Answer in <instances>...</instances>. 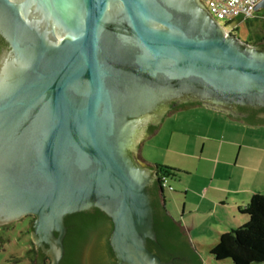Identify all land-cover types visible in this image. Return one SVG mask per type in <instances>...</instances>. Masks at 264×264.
Wrapping results in <instances>:
<instances>
[{"label":"water","instance_id":"1","mask_svg":"<svg viewBox=\"0 0 264 264\" xmlns=\"http://www.w3.org/2000/svg\"><path fill=\"white\" fill-rule=\"evenodd\" d=\"M0 35V226L34 216L36 264L38 250L61 264L66 217L99 209L116 264H176L147 246L158 167L138 160L145 128L172 102L236 120L263 108L264 47L200 0H0Z\"/></svg>","mask_w":264,"mask_h":264},{"label":"rangeland","instance_id":"2","mask_svg":"<svg viewBox=\"0 0 264 264\" xmlns=\"http://www.w3.org/2000/svg\"><path fill=\"white\" fill-rule=\"evenodd\" d=\"M257 14V17L250 20L235 19L228 22L225 19H219L218 23L228 31L233 29V34L241 40L254 44L264 36V8ZM203 125L211 127L212 133L214 130L232 133L229 135L235 138L239 137L244 144H248L252 153L243 152L242 156H249L241 161L244 167L238 168V171L242 172L241 176L245 187L264 194V127L260 125L232 123L225 115L221 114L217 117V115L214 116L213 113L198 107L189 110L181 109L167 115L157 129L158 132L141 143L142 154L150 163L167 167L180 164L193 170L197 169L199 165L197 159L190 157L189 154L183 155L181 151L187 147V151L194 153L192 140L195 137L192 132L197 131ZM185 128H188L189 131ZM215 134H219V132ZM138 160L145 164L140 151L138 152ZM247 166L250 169H247ZM203 170L206 171L207 169L204 168ZM218 172L220 173V171ZM171 183L177 190L176 192L165 190L164 198L169 210L175 216L180 217L178 203L172 197V192L180 194V191L182 193L184 191L179 190L181 186L178 178L173 179ZM207 183V180L199 182L200 185ZM31 225L32 219L25 217L0 227V264H36L37 252L31 251L35 249L30 238ZM202 252L200 256L202 264H233L231 259L216 260L209 250L205 249ZM40 264H50V260L48 258L41 259Z\"/></svg>","mask_w":264,"mask_h":264},{"label":"crops","instance_id":"3","mask_svg":"<svg viewBox=\"0 0 264 264\" xmlns=\"http://www.w3.org/2000/svg\"><path fill=\"white\" fill-rule=\"evenodd\" d=\"M209 112L217 117L221 115ZM229 119L232 123H244L236 119ZM260 126L264 127V125ZM185 129L188 130V128ZM211 130V127L205 125L200 126L197 131L192 130L195 137L192 140L194 153L187 151V147L181 151V154H189L190 157L197 159L199 162L197 169L193 170L180 164L169 166L173 172L170 184L172 185L173 179L178 178L181 186L179 190L184 191L174 194L173 192H176L177 189L173 185V190H170L173 191L172 197L178 203L180 217L175 216L169 210L166 201L161 197L168 212L181 225L186 238L199 256L205 249L210 251L217 243L220 234L237 228L247 220V217L241 214L238 208L247 204L254 193H259L245 187L241 176L242 172L238 171V168L244 167L241 161L249 156H242L243 152L252 153L248 144H244L239 137L235 138L229 135L232 133L228 134L226 131L218 130H214L212 133ZM216 131L219 134H215ZM140 154L145 164L151 168L158 167L159 164L150 163L145 158L141 149ZM204 168L207 170H203ZM246 168L250 169L249 166ZM201 180H207L208 183L200 185Z\"/></svg>","mask_w":264,"mask_h":264},{"label":"trees","instance_id":"4","mask_svg":"<svg viewBox=\"0 0 264 264\" xmlns=\"http://www.w3.org/2000/svg\"><path fill=\"white\" fill-rule=\"evenodd\" d=\"M158 167V175L163 173L173 175L171 168L160 165ZM159 185L158 176L154 205L159 209L154 214V228L159 242L163 245L164 230L181 233L183 230L178 221L168 212L165 202L162 201ZM238 211L244 214L247 220L237 228L220 234L217 243L210 249V253L216 260L231 259L233 264H264V194L254 193L247 204L239 207ZM65 223L68 230L64 240L65 255L62 264H83V253L87 248L89 249L88 261L93 260L92 264H97L95 255L93 256L97 252L96 244L107 237L111 228L107 216L96 209L94 213L88 211L68 215ZM191 247L193 249L192 245ZM31 251H36V249ZM159 255L162 260L167 261L168 257L162 253ZM193 256L195 264H202L201 257L196 250ZM40 257L43 259L41 254Z\"/></svg>","mask_w":264,"mask_h":264},{"label":"flooded vegetation","instance_id":"5","mask_svg":"<svg viewBox=\"0 0 264 264\" xmlns=\"http://www.w3.org/2000/svg\"><path fill=\"white\" fill-rule=\"evenodd\" d=\"M263 37L258 42L251 44V45H257L259 47H264ZM8 49H9L8 42L5 40L4 37H2L0 35V62L2 60L3 51L8 50ZM194 106H201V104L196 103V102H192V101H186V102H181V103H178V102L170 103L169 109L166 112L165 116L162 118L161 122H159L158 124H152V123L147 124V126L145 128L144 138L140 142V144L138 146V150L140 151V145L146 138L153 136V134L159 128V126L161 125V123L163 122V120L165 119V117L167 115L174 113L178 110L187 109V108H191ZM231 116H233L234 118H238L239 120L246 121V122H251V123H256V124H264V107L263 108H251V107H243V106L237 107L235 109V115H231ZM156 187H157V181L150 187V193L152 195V206H153L154 214H155L156 210L159 209V208H156V206L154 205V200H155L154 192L156 190ZM95 211H96V209H93L92 211H89V212L94 213ZM25 217H30L32 219V223H33L34 216L27 215ZM25 217H23V218H25ZM107 218L111 224V228H110V231H109L107 237L104 238L103 240H100L96 244L97 245L96 246L97 252H96V254H93V256L95 255V260H96V262H98L97 264H116L114 254L112 252V249H111L109 241H108L110 232L112 230L113 223L108 216H107ZM11 223H13V222H11ZM11 223H8L6 225H9ZM6 225H3V226H6ZM0 227H2V226H0ZM154 230H155V228H154ZM155 232H156V230H155ZM162 237H163L162 239L164 242L163 245L159 242L158 234L156 232V240H151V239L147 240L148 248L150 250L154 251L160 258H161V256L159 255V253L164 254L166 257H168L167 261L172 260L176 264H195V259L193 256L195 249L194 248L192 249L190 242L186 238L184 232H182V233L177 232V231L168 232V231L164 230L162 233ZM106 244H108V246ZM86 248H87V246H86ZM38 252L42 255L43 259L47 258L40 250H38ZM85 252H87V256H89V254H88L89 249L88 248L85 249ZM85 252L83 253V264H87V262H88V264H92L93 260L88 261L89 257H88V259L86 258L87 256L84 257ZM93 256H92V258H93ZM62 261H63V259L61 260V264H62Z\"/></svg>","mask_w":264,"mask_h":264},{"label":"built area","instance_id":"6","mask_svg":"<svg viewBox=\"0 0 264 264\" xmlns=\"http://www.w3.org/2000/svg\"><path fill=\"white\" fill-rule=\"evenodd\" d=\"M204 6L208 9L210 14L217 20L225 19L231 22L235 19L250 20L257 17L258 12L256 10L257 4L262 0H200ZM224 28V26H223ZM224 30L227 33H232L234 30ZM160 186L163 191L173 190V186L170 184L169 174H160Z\"/></svg>","mask_w":264,"mask_h":264}]
</instances>
